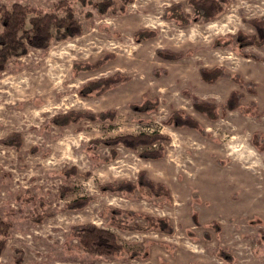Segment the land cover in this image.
Here are the masks:
<instances>
[{
    "label": "rangeland",
    "instance_id": "rangeland-1",
    "mask_svg": "<svg viewBox=\"0 0 264 264\" xmlns=\"http://www.w3.org/2000/svg\"><path fill=\"white\" fill-rule=\"evenodd\" d=\"M100 1L0 0L7 8L20 3L47 13L67 3L82 28L81 35L52 41L46 49L29 48L0 71V218L11 224L0 264H264V150L252 143L254 134L264 139V46L240 48L232 40L237 32L255 35L247 21L264 18V0H224L210 21L193 18L188 0H132L123 11L117 1L105 14L93 7ZM173 3L190 15L187 25L168 18ZM145 29L155 35L134 36ZM216 40L221 46H213ZM162 49L190 53L171 61L156 54ZM105 55L112 57L99 68L74 67ZM201 67L238 74L254 83V94L225 78L205 83ZM117 73L130 80L99 96L81 95L88 81ZM232 91L243 94L240 108L216 120L195 111L184 94L222 105ZM145 100L156 107H130ZM251 101L259 117L244 112ZM71 110H115V117L64 127L51 122ZM173 111L190 115L204 132L167 124ZM155 132L168 137L161 159L141 158L143 147L93 142ZM15 133L21 138L18 149L1 142ZM71 168L75 173L65 174ZM140 171L164 184L171 200L138 187L100 189L136 183ZM81 197L91 200L80 209L68 207ZM113 209L130 225L147 227L127 212L165 218L172 232L118 228L110 221ZM35 216L43 218L35 222ZM87 223L113 232L121 253L84 252L72 229Z\"/></svg>",
    "mask_w": 264,
    "mask_h": 264
},
{
    "label": "trees",
    "instance_id": "trees-1",
    "mask_svg": "<svg viewBox=\"0 0 264 264\" xmlns=\"http://www.w3.org/2000/svg\"><path fill=\"white\" fill-rule=\"evenodd\" d=\"M120 2L119 11L124 10V6L130 3L132 0H101L94 3V9L99 14H105L107 11H111L115 3ZM224 0H188V5L193 10V18L196 20L210 21L215 18L222 11V4ZM169 13L168 18L178 21L181 25H187L190 22V15L183 10V6L180 3H173L166 9V14ZM254 30L255 35L249 36L242 32L237 34L231 39L235 41L240 48L247 46H264V18L251 19L247 21ZM0 71L4 70L7 62L11 59L18 58L27 53L29 48L34 49H46L52 41H60L68 38H73L81 35L82 28L80 23L76 20L73 10L67 3H59L55 5L51 12H42L41 10L33 9L20 3H14L9 8L0 5ZM154 32L150 30H139L135 33L136 38L149 39L154 36ZM228 40V41H229ZM226 44V42H225ZM224 44V45H225ZM214 47L221 46L219 41H214ZM190 51H172L168 49L156 50V54L166 60H179L182 59ZM252 59L256 61L263 60L261 57L255 54H249ZM111 55H105L102 59L94 62L93 64L82 63L74 64V67L78 71H88L95 68H99L107 58H111ZM165 73V71H163ZM200 78L208 84H212L219 79H229L240 88L248 89L250 93L254 94V83L244 81L238 74L227 73L222 67L199 69ZM130 80L129 77L122 74H114L109 77L99 78L96 80L88 81L80 89L82 96L94 94L99 96L109 89L118 87ZM191 99L192 108L206 116L210 120L218 119L219 115L224 116L226 112L234 111L240 108V100L243 94L239 91H232L228 95L226 101L222 105H218L212 100H201L197 97L184 93ZM156 102H149L145 100L139 106L130 105L138 110H149L156 107ZM220 111V113H219ZM246 114H250L259 117L257 113L256 104L251 101L246 110ZM115 117V110H105L98 113H92L89 111H68L63 114H58L52 117L51 122L57 127L68 126L69 124H75L80 120H88L94 122L98 121H112ZM167 124H171L176 127H185L203 133L204 131L200 127L199 123L190 115L183 111H173L166 121ZM168 141V137L159 133L137 135H122L108 140H95V144L104 143L109 146L122 145L125 148L136 151L140 147L145 148L139 153L141 158L145 159H161L164 156L163 143ZM7 146H12L18 149L21 145V138L18 133L1 141ZM252 143L259 150H264V139L259 134H254ZM114 151H112L113 153ZM74 174L75 169L71 168L66 171L65 174ZM146 189L148 193L156 197H163L166 201L171 200V195L167 187L162 183H154L148 179L144 171L138 173L136 183L130 181H122L120 183H110L100 186L102 191L111 192H132L136 188ZM68 189L63 188L61 191L65 194ZM91 198L81 197L74 200L68 205L71 209H80L84 207ZM122 211L113 209L110 215V221L118 228L130 230V231H144L148 227L152 226L158 228L163 233H171L172 228L165 218H153L146 215H138L133 212H127L130 217L140 216L146 222L147 227L138 225L137 223L129 224L125 218H118ZM43 216H35L33 221L38 222ZM11 224L0 218V255L5 248L6 240L9 236ZM72 235L78 240L81 248L88 254H96L105 257H114L121 253L122 247L118 243L116 235L106 229L99 228L94 224L87 223L84 225L76 226L72 229ZM224 255V253H220ZM226 258L227 256L224 255ZM21 260L18 259V263Z\"/></svg>",
    "mask_w": 264,
    "mask_h": 264
}]
</instances>
